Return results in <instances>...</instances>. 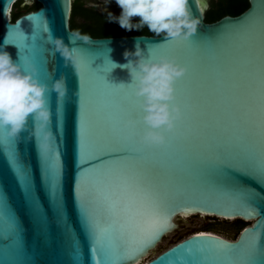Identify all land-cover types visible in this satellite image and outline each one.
<instances>
[{
  "label": "water",
  "instance_id": "95a60500",
  "mask_svg": "<svg viewBox=\"0 0 264 264\" xmlns=\"http://www.w3.org/2000/svg\"><path fill=\"white\" fill-rule=\"evenodd\" d=\"M248 1L249 7L239 15L228 14L215 22H206L207 0H189L193 15L201 19L190 39L198 48L191 51V46L169 45L184 47L186 51L177 62L187 64L188 70L176 80L177 101L172 103L181 104L184 120L178 126L187 135L171 147L165 145L136 153L107 151L114 145L107 143L102 133L99 113L102 100L108 96L103 82L132 83L127 68L121 66L128 62L125 51L134 52L137 43L146 58L159 60L152 58L149 50L175 40H166L163 35L101 38L88 35L92 43L86 44L72 38L76 33L70 28L72 0H26L24 4L32 6L33 2H38L41 6L15 21L13 11L19 0H0V46L6 45L13 59L22 64L17 45L6 40L11 39L12 29L18 26L31 35V21L43 17L48 32L43 34L41 59L39 53L35 54L37 75L42 83L51 86L54 79L63 74L68 85L63 99L49 92L50 128L64 165L63 212L52 206L41 187L39 142L24 131L18 136L19 143L15 147L32 172L43 211L36 212L25 196L31 183L29 177L20 171L18 180L5 157L0 155V264H95L90 258L87 233L75 199V188L87 197L93 184L104 192L114 191L126 200L138 196L139 185L140 190L158 200L172 214V227L127 264H264V254L249 261L245 251L256 231L254 228L264 226V200L261 199L264 185L236 171L239 167L264 163V0ZM49 34L62 37L65 44L78 49L82 61L79 72L71 65L66 67L60 53L52 55L54 45L48 42ZM24 69L29 71L26 66ZM80 98L85 103L82 111ZM132 115L140 121L138 130L143 135L149 127L142 120L144 110ZM127 118V115L122 116V120ZM81 119L86 142L90 132L99 137L95 146L86 149V156L107 152L82 166L85 170L76 167L77 130ZM34 123V118L30 117L29 131ZM5 131L0 128V144ZM233 178L255 193L253 215L248 216L239 202L230 197L235 195L230 191ZM125 181L127 191L123 187ZM84 203L89 206L87 199ZM91 207L102 219H112L102 200ZM186 216L242 220L247 225L237 239L212 232H193L144 262L147 256L154 254L164 237L187 227L183 218ZM246 229L249 232L245 233ZM227 243L228 247L236 249L230 260L208 254L207 250L213 246ZM261 243L264 244V236ZM188 248L192 249L191 253L186 252ZM200 248L206 251L201 253ZM100 264H112V261L101 257Z\"/></svg>",
  "mask_w": 264,
  "mask_h": 264
},
{
  "label": "snow or ice",
  "instance_id": "6c2138e0",
  "mask_svg": "<svg viewBox=\"0 0 264 264\" xmlns=\"http://www.w3.org/2000/svg\"><path fill=\"white\" fill-rule=\"evenodd\" d=\"M31 28V35L26 34L23 28L19 26L13 28L11 39L6 40V43L17 45L22 65L26 66L29 71L31 70L30 63L38 66L35 54L39 53L41 59V51L44 44L43 34L48 32V27L43 17L39 21H31ZM169 45L191 46V51L198 48L195 41L181 39L168 41L163 46L150 49L149 55L152 58L168 57L180 61L186 53L184 47L172 48ZM90 65H88L89 70L91 69ZM184 65L188 68L187 64ZM103 89L108 93V96L102 100L99 113L100 121L102 122V133L105 141L114 145L109 147L107 151L142 153L145 149L159 148L165 145L171 147L175 141L187 135V133H182L178 126L184 120V112L182 111V115L177 119L175 127L171 130H166L167 141L165 144L148 145L143 143L141 139L143 135L138 130L140 121L132 115V113L142 109L139 98L134 94L133 87H120L119 85L109 84L105 80ZM80 99L82 101L80 110L82 111L85 108V103L83 98ZM173 101H177L176 92ZM174 104H179L181 107L179 102ZM123 115H127L128 118L122 120ZM129 119L136 120L135 128L125 127V123ZM142 120L146 123L143 117ZM98 139L97 134L90 132L89 139L86 142L84 124L81 119L78 123L76 140V167L78 169L85 170L82 166L87 165L91 159H98L100 156L107 154L105 151H100L95 156H86V149L95 146L98 143ZM18 143L19 137L9 136L7 131H5L4 141L0 144V155L5 157L6 162L16 173L18 180L20 171H23L29 177L31 183L25 196L32 204L34 210L42 213L43 209L39 203L32 172L25 162L23 154L15 147ZM39 149L41 187L45 190L52 206L62 214L64 207L62 152L56 143L49 150ZM104 163L111 162L105 161ZM236 171L264 185V163H258L248 168L239 167ZM123 187L127 191L128 185L126 181ZM137 189L139 192L138 196H133L126 200L114 191H102L95 184L92 185L87 197L79 188H75L77 208L89 241L90 258L95 264H100L101 257L106 261H112V264H127V261L140 255L163 232L172 227L170 223L172 214H169L158 200L140 190L139 185H137ZM230 191L235 194L230 197L239 202V206L248 212V216L255 213V208L253 207V204L256 203L255 193L245 188L235 178H233ZM85 199H87L89 205L87 207L84 203ZM261 199L264 200V197H261ZM97 200L104 202L108 214L112 217L110 221L102 219L96 210L91 207ZM254 229L256 231L250 237L245 250L249 261H255L264 254V244L261 243L262 236H264V226L261 228L256 226ZM247 232L249 230L246 229L245 233ZM228 245L230 244H217L213 248L208 249L207 252L209 255L230 260L236 249L230 248ZM75 247L76 245H74ZM198 251L204 253L206 250L200 248ZM186 252L191 253L192 249L188 248Z\"/></svg>",
  "mask_w": 264,
  "mask_h": 264
},
{
  "label": "clouds",
  "instance_id": "9594fccd",
  "mask_svg": "<svg viewBox=\"0 0 264 264\" xmlns=\"http://www.w3.org/2000/svg\"><path fill=\"white\" fill-rule=\"evenodd\" d=\"M116 3L122 12L119 17L110 15L113 20H118L122 28L132 30L147 26L149 31L156 36L163 35L166 40L191 39L201 23V19L193 15L189 0H116ZM134 17H139L138 23H133ZM72 38L92 43L88 35L79 32ZM48 42L54 45L52 55L60 53L66 67L71 65L77 72L80 71L82 61L78 49L65 44L62 37L51 34L48 35ZM124 56L128 62L121 67L127 68L132 83H121L119 86H132L140 100L143 119L149 126L141 138L142 142L163 145L167 141L166 130L173 129L182 115L180 105L172 101L175 99V81L188 69L174 58H146L139 43L134 52L125 51ZM30 68V71H25L24 66L6 50V45L0 46V128L6 129L12 137L28 131L30 138L38 140L39 148L49 150L56 140L50 128L52 111L49 92H55L63 99L68 93L67 77L62 74L49 86L39 79L36 65L30 63ZM30 117L35 123L29 131ZM135 126V119L125 123V127L130 129Z\"/></svg>",
  "mask_w": 264,
  "mask_h": 264
},
{
  "label": "trees",
  "instance_id": "16d2710c",
  "mask_svg": "<svg viewBox=\"0 0 264 264\" xmlns=\"http://www.w3.org/2000/svg\"><path fill=\"white\" fill-rule=\"evenodd\" d=\"M249 7V1L248 0H219V1H209V8L206 12V22H215L222 18L225 15H239L243 11H245ZM40 8V4H35L32 7H27L25 11H22L21 8H19V2L14 6L15 11H13V17L12 20L15 21L19 16L24 14L25 12L34 11ZM77 10H73V15L76 13ZM77 25L74 24V22H71V27L73 30H76L75 28ZM152 35L156 36L154 33L149 31L147 26L143 27L142 29H132L127 30L124 28H107L105 24L103 23L102 26H98L97 28H93V30L90 32V34L95 38H101V37H116V36H133V35ZM235 230H234V237L233 239H237L238 235L240 234L241 230L247 225L242 220H235ZM213 229V226L207 225L204 229L200 231H211Z\"/></svg>",
  "mask_w": 264,
  "mask_h": 264
},
{
  "label": "flooded vegetation",
  "instance_id": "af4514ba",
  "mask_svg": "<svg viewBox=\"0 0 264 264\" xmlns=\"http://www.w3.org/2000/svg\"><path fill=\"white\" fill-rule=\"evenodd\" d=\"M209 1L212 0H207L208 3ZM24 3H26V0H19V8H21L22 11H25L27 7L34 6L36 3L40 4L38 2H34V4L30 6ZM72 4L73 6L70 18V28L74 32L92 36L90 32L93 30V28L102 26L103 23L107 28H122L118 20H113V17L110 15L111 13L113 16L119 17L122 12V9L116 3V0H72ZM74 9L77 11L73 15ZM72 21L75 25H77L75 28L78 27L76 30H73L71 27ZM138 22L139 17H134L133 23L135 24ZM142 35L146 34L144 33Z\"/></svg>",
  "mask_w": 264,
  "mask_h": 264
},
{
  "label": "rangeland",
  "instance_id": "374dc122",
  "mask_svg": "<svg viewBox=\"0 0 264 264\" xmlns=\"http://www.w3.org/2000/svg\"><path fill=\"white\" fill-rule=\"evenodd\" d=\"M183 218L186 220L187 227H181L180 231L177 233H173L164 237L163 241L154 250V254L147 256L144 262L157 256L160 252L177 243L182 238L191 235L193 232L204 229L207 225L213 226V229L211 230L213 233H217L229 239H233L234 237L233 233L235 230L234 226L236 224L235 220L225 221L215 217L207 216H190L188 218Z\"/></svg>",
  "mask_w": 264,
  "mask_h": 264
},
{
  "label": "bare ground",
  "instance_id": "6f19581e",
  "mask_svg": "<svg viewBox=\"0 0 264 264\" xmlns=\"http://www.w3.org/2000/svg\"><path fill=\"white\" fill-rule=\"evenodd\" d=\"M188 217H190V216H186L185 218H188ZM197 232H209V231H197ZM210 232H212V231H210Z\"/></svg>",
  "mask_w": 264,
  "mask_h": 264
}]
</instances>
